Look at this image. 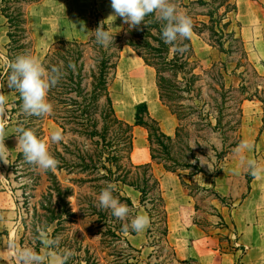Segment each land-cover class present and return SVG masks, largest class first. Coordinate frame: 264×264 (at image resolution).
Here are the masks:
<instances>
[{"label":"rangeland","instance_id":"374dc122","mask_svg":"<svg viewBox=\"0 0 264 264\" xmlns=\"http://www.w3.org/2000/svg\"><path fill=\"white\" fill-rule=\"evenodd\" d=\"M181 1L183 6H179L178 10L189 16L192 23L208 20L205 14L212 4ZM226 2H231V5L226 6L225 3L218 10V15H225L222 25L229 21V25L224 27V36L219 32L211 36L207 31L201 38L192 31L191 39L198 59L194 70L198 75L197 81L192 82L187 91L186 80L180 77L177 81L168 72L171 83L182 90V96L176 99V108H171L181 114V120L160 100L154 68L146 65L130 46L124 47L110 86L120 118L135 124L132 109L146 101L151 115L159 120L165 132L174 136L178 130V137L170 145V160L196 161L193 163L195 168L181 169L183 180L195 195L196 212L193 217L206 231L216 233V228H219L217 235L222 241L221 247L225 249L229 248V233L239 232L235 230V220L240 225L258 224L260 210L264 209V176H251L246 163L241 164L235 152L241 141L247 140L251 149L243 153L245 160H255L264 166V0ZM234 4L237 11L230 9ZM95 7L107 21L110 32L122 34L126 23L121 17L112 16L111 0H40L28 5V28L33 38L31 55L42 63L50 46L58 40L87 41L93 35ZM8 31L7 19L0 11V67L6 59ZM232 31L235 34H231ZM221 44L225 51H221ZM149 77H153V99L147 95L146 80ZM8 88L7 82L0 87V95L6 97V102L14 98L12 92H3ZM156 101L158 105L154 104ZM6 109V116H0L5 124L8 162L0 160V210L6 211V214L1 213V217L11 221L9 226L15 235L16 253L23 248L46 253L47 247L39 237V232L44 231L48 239L57 240V245L50 251L62 259L65 252H71L65 264H183L174 259L168 247L162 220L155 219L151 233L147 234L150 237L147 244L153 247L150 258L146 254L139 257L120 233L114 235L109 231L102 216L110 220L111 211L97 207L100 194L97 186L103 182L100 178L103 171L90 173L76 168L82 164L83 158L89 162L92 148L89 140L71 130L63 132L57 123L46 117L42 123L26 118L24 122L27 123L21 124L22 127L35 130L41 125L42 139L48 143L50 153L58 161L54 171L44 170L24 158L17 139L18 113L11 118L10 108L6 106ZM216 118L222 121L221 131L208 126V122L215 125ZM56 129H60L64 137L58 143L51 140V134ZM134 137L133 162H150L147 130L134 126ZM222 150H227V153L221 154ZM198 156L215 171H210L207 164L201 166ZM162 157L167 156L162 154ZM156 161L151 162L152 170L161 177L165 168ZM218 168H221V175L217 178L216 189L224 199L216 198L209 183L204 181H211ZM200 181L210 189L197 188L193 184ZM134 189L123 186V193L135 201L139 211L144 206L138 204L140 192ZM169 197L173 199L174 195L169 194ZM149 206L157 215L154 203ZM220 212L223 219L218 216ZM53 216L54 219H51ZM149 250L147 248L146 252Z\"/></svg>","mask_w":264,"mask_h":264},{"label":"trees","instance_id":"16d2710c","mask_svg":"<svg viewBox=\"0 0 264 264\" xmlns=\"http://www.w3.org/2000/svg\"><path fill=\"white\" fill-rule=\"evenodd\" d=\"M38 1L40 0H1L0 11L7 19L9 43L6 45L5 62L0 67V87L7 82L10 62L14 61L19 55H31L33 52V38L28 28L26 7ZM216 1H195L201 5L212 4V10L210 9L205 14L208 20L192 23V31L201 38H204L203 35L207 31L210 32L209 35L211 36L217 32L224 36V27L229 25V21L222 25L225 15H218L219 7L226 5L227 0H219L218 4ZM173 3L177 8L183 6L181 0H173ZM229 5H231V2L226 6ZM236 7L234 4L230 9L233 8L232 10L237 11ZM96 9L97 7H95L97 12L93 13V15H96L93 22V35L87 41L58 40L50 46L42 60L44 67L49 70L53 66H62L63 75L57 85L48 92L47 99L53 105L51 113L42 116L29 115L22 108L23 101L17 90L8 88L3 89V92L13 93L14 98L8 100L6 106L10 108L11 118L15 113H18L17 129L22 127L21 124L27 123L24 122L26 118L34 123L36 121L42 123L46 117L57 123L63 132L71 130L90 141L92 148L90 150L91 154L88 156L89 162H86V159L83 158L82 164L76 166V168L90 173L102 170L103 173H100V178L103 182L100 186H97L99 191L109 183L116 185L113 195L130 208V216L124 221L118 220L114 216L107 220L106 217L103 218L102 216V221H105L103 222L105 224L107 223L106 225L111 233L114 235L120 233L130 249L138 251L128 241V235L136 234V232L132 231L130 226L127 233L123 231V224L128 223L130 225L131 218L138 214L137 206L133 200L123 193V186H131L140 192V204L145 207L150 218L148 234L151 233L150 229L155 225V219H159L164 223L163 235L166 240L169 230V214L160 176L152 170L151 162L157 160L156 163L162 164L166 172L178 174L183 187L191 195L194 194L185 183L186 181L183 180L184 176L181 174V169L195 167L192 162L185 163L177 159L173 160V158L170 160V145L175 141V137H178V130L176 129L174 136L165 133L159 120L151 115L146 101L138 103L135 107V124L120 118L114 107L110 86L115 79L121 53L125 46H130L146 65L154 68L160 100L181 120V114L171 108H176L174 105H176V99L182 96V90L180 86H174L171 83L172 79L169 78L168 72H171L170 75L174 76L177 81L180 77L186 80L188 91L190 84L192 82L194 84L198 78L194 71L198 59L191 38L178 40L173 44L164 42L161 38V32L166 22L157 20L155 14L146 16L145 24L142 23L136 28H129V25L126 24L122 34H114L110 32L107 21ZM230 9H227V11H230ZM238 25L240 26V23ZM100 26L112 34V42L107 47L99 44L95 39L94 32ZM231 34L235 33L232 31ZM178 48L183 49V51H178ZM221 51H225L222 44ZM221 124L220 118H216L215 125L208 122V126L215 131L222 130ZM69 126L72 127L69 128ZM134 126H141L148 132L150 162L135 164L132 160L135 138ZM25 129L33 130L30 127ZM33 131L37 136L40 135L42 139L43 129L41 125ZM222 137L226 141V138ZM232 146H235V144H232ZM220 153L226 154L227 150H222ZM162 154L167 157L163 158ZM168 161H171V163ZM220 174L221 168H218L216 173L211 176V181H205L211 186L216 198L224 199L216 190V179ZM250 182L251 180H249V188ZM193 184L197 188L210 189L204 183L196 182ZM150 203H154V210L157 215H154L153 209L149 206ZM54 217L51 219H54ZM46 251L49 252L50 248L47 247Z\"/></svg>","mask_w":264,"mask_h":264},{"label":"clouds","instance_id":"9594fccd","mask_svg":"<svg viewBox=\"0 0 264 264\" xmlns=\"http://www.w3.org/2000/svg\"><path fill=\"white\" fill-rule=\"evenodd\" d=\"M111 8L113 9L112 16L121 17L124 23L129 25V28H136L142 23L145 24V17L155 14L157 20L166 22L162 27L161 38L167 44L190 39L192 36L191 18L181 13L173 0H111ZM94 35L96 41L105 47L112 42V34L104 30L102 26L95 30ZM178 51H183V49L178 48ZM69 66L71 67V65ZM62 75V66H53L49 70L44 67L38 58L30 54H22L10 62L7 85L10 89H15L20 93L23 101L22 108L25 113L42 116L51 113L53 110V105L47 99L48 92L57 85ZM6 113V97L0 95V116H6ZM16 131L18 133V146L22 150L26 161L44 170L54 171L58 166V161L50 153L48 143L39 138L33 130L21 127ZM4 133L5 124L0 120V160L8 163L5 155L7 146L4 142ZM63 139V133L60 129L52 132V142L58 143ZM250 149L251 145L247 140L241 141L237 146L235 152L240 158V163H246L249 174L254 178L264 176V166L258 164L255 160H245L243 153ZM200 157L198 156L197 159L200 161L201 166L207 164L210 171H215L210 164ZM192 163H196V161L193 160ZM115 190L116 185L112 183L103 187L98 196L97 207L110 210L112 216L124 221L129 218L131 210L113 195ZM149 224L150 218L147 215L137 214L131 218L130 225L128 223L123 224V231L127 233L130 226L132 231L139 233L145 230ZM39 237L42 244L48 248L57 245V240L48 239L44 231L39 232ZM13 247L15 246L13 245ZM63 255L64 259L56 256L52 251L41 254L32 248H23L16 253V259L18 264H65L66 258L71 256V252H65Z\"/></svg>","mask_w":264,"mask_h":264},{"label":"crops","instance_id":"0c3cea01","mask_svg":"<svg viewBox=\"0 0 264 264\" xmlns=\"http://www.w3.org/2000/svg\"><path fill=\"white\" fill-rule=\"evenodd\" d=\"M147 80H150L151 85H153V77H149ZM153 91L152 86L147 87L148 98H154ZM158 103V101L154 102L157 105ZM134 112L135 108L132 109V118ZM129 119H131L130 116ZM160 181L169 214V230L166 241L169 243L168 247L176 261L183 264H239V262L240 264H264V209L260 210V223L258 224L240 225L241 223L235 220L234 227L239 232L233 233V235L231 232L229 233L227 238L229 248L225 249L221 247L222 241L217 235L219 228H216L218 229L216 233L206 231V228L194 219L193 214L196 212L195 195H191L183 187L178 174L165 171V174L160 177ZM200 183L202 182L200 181ZM169 194L174 195L173 199L169 197ZM138 199L140 201V195ZM133 202L135 203L134 200ZM138 204L140 205V202ZM135 205L137 206L136 203ZM0 209H2L1 206ZM138 212L148 216L144 207ZM1 213L6 214V211L0 210V264H18L15 252V235L9 226L11 221L4 216L1 217ZM218 216L223 219L222 213ZM223 224L227 225L225 221ZM148 227L139 233L128 236L130 244L138 249L137 253L141 258L144 257V254L149 258L152 257L149 255L153 252V247L147 244L150 238ZM5 230L8 232H4ZM147 248H150L148 252H146ZM146 264L151 263L146 262Z\"/></svg>","mask_w":264,"mask_h":264},{"label":"bare ground","instance_id":"6f19581e","mask_svg":"<svg viewBox=\"0 0 264 264\" xmlns=\"http://www.w3.org/2000/svg\"><path fill=\"white\" fill-rule=\"evenodd\" d=\"M153 84V83H152ZM151 81L150 80H146V87H151Z\"/></svg>","mask_w":264,"mask_h":264}]
</instances>
